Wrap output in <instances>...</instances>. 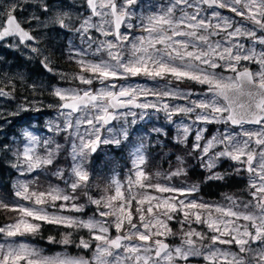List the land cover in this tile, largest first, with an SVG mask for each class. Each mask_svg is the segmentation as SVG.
Returning <instances> with one entry per match:
<instances>
[{"label": "snow or ice", "instance_id": "obj_1", "mask_svg": "<svg viewBox=\"0 0 264 264\" xmlns=\"http://www.w3.org/2000/svg\"><path fill=\"white\" fill-rule=\"evenodd\" d=\"M138 2L80 0L85 13L73 15L57 10L47 21L35 14L27 18L26 22L29 25L35 22L37 28L59 25L79 37L80 46L70 47L69 58H78L76 62L82 71L94 75H77L73 79L89 86L99 81L101 86L95 90L58 86L52 89L50 95L59 103L48 104L56 111V120L49 121L48 128L54 133H66V141L71 142L69 177L75 179L65 178L61 170L54 175L70 187L72 194L59 186L50 187L47 192L32 191L31 181L18 180L14 185L15 197L35 206L6 202L0 197V209L11 208L20 214L15 222L0 226V234L5 238L36 235L41 228L38 222L76 231L86 229L90 238L81 237L78 242L73 239L72 232L63 234L59 241L52 236L48 240L63 245L75 244L92 255L49 257L27 243L6 240L0 243V264H190L192 258H202L206 264H264V0H162L148 14L137 16ZM33 3L44 13L50 11L47 0H33ZM21 8L20 0H10L0 6V42L15 50L27 49L40 57L43 53L39 39L33 30L23 27L16 15ZM220 9H227L234 16H225ZM122 28L128 31L122 32ZM137 28L143 34L133 35ZM40 63L48 72L54 71L47 56L40 59ZM253 64L255 70L250 67ZM141 75L157 86L106 83ZM60 76L62 80L66 78L62 73ZM17 78L24 80L22 75L3 74L0 98H13ZM184 79L207 85L199 99H191L192 91L172 86L173 80L181 82ZM165 80L167 83L159 84ZM29 87L35 91V85ZM138 97H144V102H137ZM168 100L185 103L170 104ZM37 103L43 107V101ZM40 107L34 110L39 111ZM132 108L163 112L167 122L175 125L180 143L186 144L194 131L189 155L208 172L207 179L223 181L231 175L246 174L248 198L229 195L224 197L223 203L209 204L194 198L199 193L196 184L189 187H176L171 183L145 184L149 177L139 167L144 164V157L138 156L134 161L135 180L129 179L127 195L121 191L119 182L113 180L115 195L106 199L88 196L91 205L96 206L92 216L83 218L50 212L49 201L51 207H55L56 201H75L76 190L82 183L87 187L89 174L83 167L87 150L95 152L99 143L120 144L121 140L115 135L103 137L102 130L111 133L113 128L105 126L123 116L137 118ZM145 113H141L140 118ZM175 115H183L188 120L177 123L173 120ZM3 118L4 113L0 112V119ZM204 124L225 127L205 139L206 129L201 127ZM153 131L166 135L162 128ZM22 136L26 143L22 151L13 153L15 162L11 165L20 175L53 164L61 145L52 138H38L27 130ZM3 147L11 150L8 145ZM38 147L44 150L43 154L38 152ZM177 161L180 167L163 179L170 181L186 175L185 161L181 157H177ZM224 161L233 162L234 166L223 173L216 171ZM132 185L141 189L155 188L160 194L170 195L136 193ZM138 195L141 198L137 200ZM133 200L140 206L136 208L139 223L134 222L133 213L128 210ZM113 201H120L119 207H115ZM146 201L147 214L143 208ZM85 207L72 203L70 210L80 213ZM59 208L66 210L68 205L62 203ZM29 217L36 222H30ZM108 217L115 219L110 221ZM172 221L179 224V233L170 227ZM193 224L205 226L207 232L197 230ZM113 226L117 233L123 231V234L112 237L110 229ZM177 235L180 244L173 246L165 242ZM205 240L210 243H204ZM233 244L238 252L218 246Z\"/></svg>", "mask_w": 264, "mask_h": 264}, {"label": "rangeland", "instance_id": "obj_2", "mask_svg": "<svg viewBox=\"0 0 264 264\" xmlns=\"http://www.w3.org/2000/svg\"><path fill=\"white\" fill-rule=\"evenodd\" d=\"M10 0H0V6L6 5ZM162 0H139L138 4L135 7V12L137 16L141 14H148L150 11L154 10L153 6L161 3ZM22 5L21 9H18L16 12L17 17L22 21V24L27 26L28 30H33V34L37 36L40 41L39 47L42 50L43 55L36 57L29 52V50L21 48L20 50H15L9 48L5 43H0V78L3 77V74H7L12 77L23 76L24 80L16 79V91L13 93V98H0V112L4 113V118L0 119V154L4 156V162L10 168L11 175L8 180V186L10 189V196L8 201H15L18 203L25 204L27 206H35L29 201H22L15 197V188L14 185L18 180L31 181L30 190L32 191H44L47 192L50 187L59 186L61 189H64L66 193L72 194V190L68 187L63 180L59 179L54 173L57 170H61L64 173L65 178L75 179V177H69L71 171L72 159H71V142L66 141V133H54L49 130V121L56 120V111L53 108H49L48 104H57L59 103L58 99L50 95L52 89L56 86L61 88L69 87H80L87 88L91 87L93 90L99 88L101 85L99 81H94L92 85H82L78 80L73 79L77 75H84L86 77H93L94 74L87 71H82L81 66L76 62V59L69 58L70 47L75 45L80 46L79 37H74L73 33L62 29L59 25H49L48 27L37 28L36 23L33 22L29 25L26 21L30 15H39L42 21H47L49 16H51L57 10L69 11L73 15L78 13H85L86 10L80 7V0H47V3L50 6V11L44 13L37 4L33 3V0H20ZM227 10V9H226ZM222 13V12H221ZM225 16H230L226 13H222ZM234 14V13H233ZM135 22V21H133ZM122 32L128 31L127 28H122ZM143 34L142 30L137 28L133 31V35ZM93 35H98L93 33ZM8 43H11L9 39ZM30 43V42H29ZM44 56H47L50 60V67L53 68V72H48L40 63V59H43ZM106 58V57H105ZM17 59L22 61V65L17 63ZM247 64V62H242ZM29 68H33L29 70ZM40 68V71L39 69ZM31 72L34 75L31 76ZM64 74L65 79H61L60 74ZM168 79H172L169 77ZM173 82H177L174 81ZM187 82V84H182ZM106 83H115L117 85L126 84V85H146L149 87L157 86L156 83L149 80L144 76L129 77L126 80H109ZM167 83V81H159V84ZM29 85H35V91ZM173 87L179 86V88L192 91L194 95L191 99H199L204 93L203 90L207 88V85H200L194 81L184 79L181 82H177V85H172ZM191 88V89H189ZM196 88V90L192 89ZM11 90V89H6ZM118 90V88L116 89ZM147 99L152 100L153 97H148ZM144 97H138L137 102H144ZM43 101V107L37 103ZM170 104H184L183 100H168ZM22 107H28V111H22ZM40 107L39 111L34 110L35 108ZM128 111V110H124ZM137 113V118L131 116H123L121 119L112 121L109 125L105 127H112L113 130L111 133L102 130L103 137H110L115 135L121 140V143L118 145L115 144H103L99 143L98 148L93 154H90L88 151L87 158L83 163V167L89 174V181L87 182V187L82 186L76 190L74 195L77 197L75 201H56L55 207H51V201H49L48 210L50 212H60L63 215H73L83 218H88L96 212V206L91 205L88 200V196H91L93 199L107 198L110 195H115V184L113 180L119 182L121 186V191L126 195L128 194L129 189V179L135 180V170L136 166L134 161L138 156L144 157V164L139 167L148 175L149 180L144 181L145 184L155 185L156 183L161 184H174L176 187H189L193 184H196L199 187L200 182L197 181L196 174L201 171L202 179L201 181H210L207 179L208 172L201 169L197 160L189 155L191 151V146L194 141L195 132L191 133L188 137L187 143H180L177 141V130L174 124L167 122L165 114L163 112H156L154 110H142L135 109L132 110ZM19 113L18 115H7L8 113ZM146 112L142 118L140 114ZM132 120H135L134 123H131ZM173 120L179 123L181 120L187 122L188 117L183 115L173 116ZM206 129L205 139L211 138L213 135L217 134V130L223 131L224 125L221 124H204L201 125ZM154 128H162L165 130L166 135L158 134L153 131ZM30 131L32 134L36 135L38 138L48 139L52 138L57 144L61 145V149L56 153L55 159L52 165L45 166L43 169H37L32 173H26L25 175H20L17 169H14L11 165L15 162L14 152L17 150L23 149L26 141L22 136L23 131ZM233 131H239V128H233ZM124 133V135L121 134ZM4 145H8L9 149H4ZM55 147V144L52 145ZM38 152L43 154L44 150L38 147ZM177 157L183 158L185 161L184 168L186 169V175L173 177L170 181L163 179L164 176L169 175L172 171H175L180 167ZM227 164L229 167H233V162L224 161L216 169L220 171L222 165ZM192 171L193 180L188 177V172ZM225 172V170H224ZM157 173H160L157 176ZM223 173V172H222ZM246 180V174H242ZM192 177V176H191ZM133 192L147 194L152 196L157 195H170V194H160L155 188H144L141 189L138 185H132ZM235 196L231 193H223L215 200H205L199 194L194 198L198 201H203L209 204L223 203L225 196ZM247 199V191L242 196ZM140 195L136 199H140ZM68 205V209L61 210L59 208L60 204ZM76 203L77 205L84 204L85 210L80 213L71 211V204ZM115 207H119L120 201L112 202ZM140 207L136 200H133L131 207L128 209L133 213L134 222L139 223V214L136 212V208ZM148 207V202L146 201L143 205V208L146 210ZM10 210V216L4 224L15 222L20 218V214L17 211ZM108 210V209H103ZM99 218V217H97ZM179 218H182L180 215ZM30 222L32 218H27ZM108 220H114V217L106 218ZM42 225H48L44 222ZM243 223V221H241ZM2 224L1 226H3ZM170 227L173 231L179 233L180 226L176 221L169 222ZM50 225V224H49ZM60 227L62 230L73 233V239L76 238V241L80 239L79 237H84L85 239L90 238L88 230L83 229L76 231L74 229ZM197 230L207 232V229L203 225L193 224ZM127 228V225H125ZM112 237L117 234L114 226L110 229ZM211 235V233H209ZM34 235L26 234L24 236H17L14 238H5L0 234V243H5L6 240H11L16 243H27L30 246L40 249L45 256L55 257L60 256H70V257H91L92 253L88 250L77 248L75 244L63 245L61 243H50L46 242L47 246L42 247L37 245L32 241ZM62 238V237H61ZM59 241V240H57ZM165 241H169L170 245L180 244V236L169 237ZM204 243H210V241L205 240ZM222 248H230L233 252H238V249L233 244L228 245H218ZM56 247L55 251H52L51 248ZM94 247V244H93ZM73 252V253H70ZM190 264H206L202 258H192Z\"/></svg>", "mask_w": 264, "mask_h": 264}, {"label": "trees", "instance_id": "obj_3", "mask_svg": "<svg viewBox=\"0 0 264 264\" xmlns=\"http://www.w3.org/2000/svg\"><path fill=\"white\" fill-rule=\"evenodd\" d=\"M38 69L40 71V68ZM4 159V156L0 154V197H4L6 200H8V197L10 196L8 180L10 179L11 171L4 162ZM224 170L230 171L231 167H229L227 164H224L221 166L220 171L224 172ZM192 173V171H189L188 177L193 180ZM196 175L197 181L200 182L198 194L205 200H215L223 193H231L236 197H242L245 194L247 183L242 174L240 176H228L223 181L210 180L205 182L201 181V171L197 172ZM10 215L11 214L9 209H0V226L4 224L6 220H8V216ZM65 233H67V231L62 230L60 227L49 224L42 225L41 223V228L38 234L34 235L32 241L39 246L45 247L47 246L46 242L49 241V236L54 237L57 241L60 240L62 235ZM74 239L76 240V238ZM51 249L52 251H55L56 247H53ZM70 253L73 252L70 251Z\"/></svg>", "mask_w": 264, "mask_h": 264}, {"label": "flooded vegetation", "instance_id": "obj_4", "mask_svg": "<svg viewBox=\"0 0 264 264\" xmlns=\"http://www.w3.org/2000/svg\"><path fill=\"white\" fill-rule=\"evenodd\" d=\"M157 4H159V3H157ZM219 11H220V10H219ZM221 12H222V13H226V14H228V15H230V16H234V14L231 13V12H225V11H221ZM237 19H239V18H237ZM23 27H24L26 30H28L26 25L23 24ZM30 43H31V42H30ZM17 63H19L20 65L23 64L22 61L19 60V59H17ZM250 67H251L253 70L256 69V65H255V64L250 65ZM29 70H32V71H33V68H29ZM32 75H34L33 72H31V76H32ZM173 84H174V85H177V82H173ZM184 84H187V82H184V83L182 84V86H184ZM189 89H191V88H189ZM192 89L196 90V88H192ZM205 90H206V89H204L203 92H204ZM245 127H254V126L246 125ZM165 242L168 243V244H170L169 241H165Z\"/></svg>", "mask_w": 264, "mask_h": 264}, {"label": "water", "instance_id": "obj_5", "mask_svg": "<svg viewBox=\"0 0 264 264\" xmlns=\"http://www.w3.org/2000/svg\"><path fill=\"white\" fill-rule=\"evenodd\" d=\"M220 10H223V9H220ZM132 109H136V108H132ZM121 110H124V109H121ZM121 110H120V111H121ZM98 145H99V144H98ZM98 145H97L96 149L98 148ZM90 153L93 154L94 152H91V151H90Z\"/></svg>", "mask_w": 264, "mask_h": 264}]
</instances>
